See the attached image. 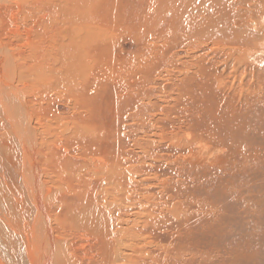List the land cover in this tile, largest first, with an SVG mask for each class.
I'll return each mask as SVG.
<instances>
[{"label": "bare ground", "instance_id": "1", "mask_svg": "<svg viewBox=\"0 0 264 264\" xmlns=\"http://www.w3.org/2000/svg\"><path fill=\"white\" fill-rule=\"evenodd\" d=\"M122 1L130 15L123 12L122 17L137 25L139 37L150 31L164 36L168 53L175 47L187 51L180 63L183 70H179L186 75L180 80L175 77L180 82L179 95L181 81L191 80L195 73L190 65L201 63L206 56L202 50L224 41L225 45L238 44L256 32L264 36V8L261 11L256 4L247 9L245 0H181L174 8L179 15L174 16L170 0ZM156 1L168 3L157 11L167 14L160 31H155L151 11ZM109 9L100 0H0V169L10 168L18 186H11L16 191L10 190L0 172V255L6 261L0 257V264H146L147 258L142 257L147 254L145 248L135 239L130 184L124 188L126 182L119 179L130 181L132 165L122 167L117 159V60L104 49L114 40L108 31L116 29L115 20L108 17ZM175 20L180 23L176 25ZM172 28L174 35L169 34ZM17 40L15 47L7 43ZM254 45L258 48L264 43ZM240 48L231 47L232 52ZM106 84L113 86L108 89L112 102L109 121L101 113L109 112L110 107ZM52 90L51 97L61 101L68 94L75 98L73 107L79 111L74 130L62 115L45 124L39 118L37 130L33 127L28 95L40 97L41 91ZM91 102L97 104V115ZM38 129L48 133L39 136ZM67 134L82 139L79 157L61 144ZM6 148L10 158L5 156ZM84 238L93 242L82 252L75 244Z\"/></svg>", "mask_w": 264, "mask_h": 264}, {"label": "rangeland", "instance_id": "2", "mask_svg": "<svg viewBox=\"0 0 264 264\" xmlns=\"http://www.w3.org/2000/svg\"><path fill=\"white\" fill-rule=\"evenodd\" d=\"M100 1L111 8L108 17L115 20L117 30L108 31L114 40L104 48L117 60V159L122 167L132 165L130 181L119 179L122 184L126 182L124 188L130 184L135 239L145 248L147 254L142 257L147 258L146 264H264V46L254 45L264 43V36L256 32L245 43L225 45L224 41L219 42L223 46L214 44L202 50L206 56L201 63L190 65L195 73L191 80L181 81L183 91L179 95V80L186 75L179 71L183 70L182 57L187 55L185 48L175 47L168 53L164 36L149 31L139 37L137 25L122 17L123 12L129 15L122 0ZM169 3L173 5V16L179 15L174 8L181 0ZM245 3L247 9L260 4L263 11L264 0ZM167 5L157 1L151 4L155 31L165 27L166 12L157 11ZM175 21L176 25L180 23ZM169 34L174 35L173 28ZM7 43L15 47L19 41ZM238 46L241 51L232 52L231 47ZM195 58L196 53L190 61L193 63ZM111 86L106 84V91ZM54 90L41 91L40 97L28 95L33 127H38L39 118L44 123L62 115L71 121L74 130L79 111L73 107L75 98L68 94L61 101L51 97ZM108 92L105 98L110 113L107 109L101 113L110 120L112 102ZM90 104L97 115V104ZM37 133L44 136L48 132L38 129ZM71 135L67 134L61 144L72 149L73 157H79L82 139ZM5 156L10 158L8 148ZM2 169L6 186L16 191L15 175L10 168ZM90 242L93 240L84 238L75 245L83 252Z\"/></svg>", "mask_w": 264, "mask_h": 264}]
</instances>
